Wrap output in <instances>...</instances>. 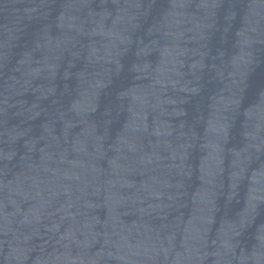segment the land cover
Wrapping results in <instances>:
<instances>
[{
	"label": "water",
	"instance_id": "water-1",
	"mask_svg": "<svg viewBox=\"0 0 264 264\" xmlns=\"http://www.w3.org/2000/svg\"><path fill=\"white\" fill-rule=\"evenodd\" d=\"M264 157V0H0V219Z\"/></svg>",
	"mask_w": 264,
	"mask_h": 264
}]
</instances>
